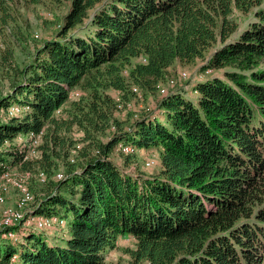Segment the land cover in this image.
Wrapping results in <instances>:
<instances>
[{"label": "trees", "instance_id": "16d2710c", "mask_svg": "<svg viewBox=\"0 0 264 264\" xmlns=\"http://www.w3.org/2000/svg\"><path fill=\"white\" fill-rule=\"evenodd\" d=\"M40 1L0 0V27L20 4ZM263 3L70 0L56 33L0 95V163L43 167L52 186L30 214L66 220L70 235L61 244L48 227L21 221L2 230H12L15 242L0 240V264H264ZM254 7V19L231 38L235 9ZM218 40L202 71L224 74L196 78V98L176 82L157 110L128 124L112 116L105 88L156 89L176 59L203 56ZM11 107L21 111L9 114ZM75 124L85 132L81 147L69 133ZM23 132L40 143L19 140ZM152 147L160 148L158 171L124 168L138 149ZM61 151L67 165L59 178ZM121 235L135 238L129 258L108 262L106 250Z\"/></svg>", "mask_w": 264, "mask_h": 264}, {"label": "rangeland", "instance_id": "374dc122", "mask_svg": "<svg viewBox=\"0 0 264 264\" xmlns=\"http://www.w3.org/2000/svg\"><path fill=\"white\" fill-rule=\"evenodd\" d=\"M69 5L70 0H41L37 3H22L18 6L16 16L10 25L5 28L0 27V95L6 93L11 88L14 79L22 76V69L32 59L35 50L38 45L42 43L43 39L53 36L56 33L58 28L57 24L62 21V16L67 11ZM255 9L254 7L249 12L235 9L232 17L237 21L238 29L231 38L237 37L240 31L254 19ZM78 31L83 33L82 30ZM220 44L221 41L218 40L203 56H196L190 61L176 59L174 63L168 67L165 76L160 80L156 89L143 86L139 87L137 85L133 87L137 92L134 94L129 91H122L116 87L105 88L103 90L105 99H109L110 101V104L106 105L111 109L112 116L114 118L116 117L122 123L128 124L145 111L151 109L154 111L155 109L157 110L156 103L162 94L176 82L181 85L184 93L188 97L196 98L197 92L193 90V83L196 78L209 77L214 73L224 74L225 68L202 71V65ZM234 65L236 64L228 63L226 66L230 68ZM260 66L264 67V62ZM78 88H80L82 95L91 97L92 94L89 89H84L80 86ZM76 95H78V93H76ZM120 101L122 103V108L115 106V103H119ZM66 106L71 107V104L67 103ZM19 111H21L20 107H11L8 110L9 114H14ZM158 114L160 113L158 112ZM69 133L76 140V147H81L84 143V129L75 124ZM108 133H110V131ZM22 134L23 135L18 138L21 141L27 140L29 136L32 137L31 133L29 136L27 132H23ZM33 142L34 145L37 146L40 143V135L36 136ZM76 147H73L71 152L75 151ZM123 150L125 152H131L133 151V147L126 146L123 147ZM31 155H33V153H31ZM112 155L116 161L123 165L124 155H122L120 151L115 150ZM133 157L132 159L134 162H132L131 165H123L126 170L133 171L136 167H139L152 173L160 169V148L158 147L140 148L135 152ZM56 161L57 164L56 166L54 165V167L56 171H59L57 177L60 178L64 174L63 171L66 170L67 165L66 159L62 156V151L56 155ZM18 166L12 165L10 167L0 163V167L3 169V171L0 172V177L2 178L0 182V240H3L2 242H7V244L15 242L14 239H12L13 236H15L12 230L11 233L9 229L4 233H2V230L15 225H5V221L11 214V211L24 209L22 210L23 219L21 221H24L26 224H34L40 228L48 227L46 230L51 240L58 241L61 244L65 243V239L70 235L69 224L66 220L64 223L59 224L54 223L53 219L44 217L35 218L34 215L30 214V211H32L38 203L37 200L43 198L52 186L50 181L44 182L46 179L45 172L41 171L39 173L43 167L36 161L27 169L22 170ZM48 171L52 172L53 169L52 171ZM24 194H26L27 204L22 205L21 208L19 202ZM5 237H7L6 240ZM134 245L135 238L133 235H121L117 241V245L106 250L107 261L115 262L117 260H127L129 258L127 247H134ZM5 246L6 245H3V247Z\"/></svg>", "mask_w": 264, "mask_h": 264}, {"label": "bare ground", "instance_id": "6f19581e", "mask_svg": "<svg viewBox=\"0 0 264 264\" xmlns=\"http://www.w3.org/2000/svg\"><path fill=\"white\" fill-rule=\"evenodd\" d=\"M137 89V88H136ZM32 137H36L35 135L31 134ZM36 149V148H35ZM31 152V151H30ZM32 153L35 154V150H32ZM4 165V164H3ZM2 181V178L0 177V182ZM27 198H26V194L23 195V198L20 200L19 204H20V207L24 204H27ZM22 208V207H21ZM16 209V208H15ZM12 210V209H11ZM19 210V209H18ZM24 210V209H22ZM22 210H15V211H11L10 215L8 216V218L6 219L5 221V225L8 226L10 224H16L18 222H20L22 219H23V212ZM6 216V214H5ZM4 217V216H3ZM4 221V220H3ZM18 264V263H17Z\"/></svg>", "mask_w": 264, "mask_h": 264}, {"label": "crops", "instance_id": "0c3cea01", "mask_svg": "<svg viewBox=\"0 0 264 264\" xmlns=\"http://www.w3.org/2000/svg\"><path fill=\"white\" fill-rule=\"evenodd\" d=\"M17 199V198H16ZM16 199H15V201H16Z\"/></svg>", "mask_w": 264, "mask_h": 264}]
</instances>
